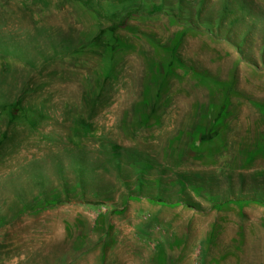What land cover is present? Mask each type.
Masks as SVG:
<instances>
[{
	"label": "rangeland",
	"instance_id": "rangeland-1",
	"mask_svg": "<svg viewBox=\"0 0 264 264\" xmlns=\"http://www.w3.org/2000/svg\"><path fill=\"white\" fill-rule=\"evenodd\" d=\"M0 264H264V0H0Z\"/></svg>",
	"mask_w": 264,
	"mask_h": 264
}]
</instances>
